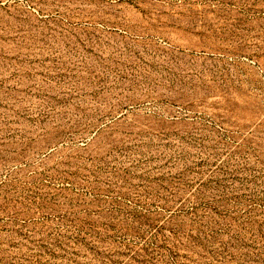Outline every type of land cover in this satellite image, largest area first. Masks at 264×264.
Masks as SVG:
<instances>
[{"label":"rangeland","instance_id":"rangeland-1","mask_svg":"<svg viewBox=\"0 0 264 264\" xmlns=\"http://www.w3.org/2000/svg\"><path fill=\"white\" fill-rule=\"evenodd\" d=\"M0 264H264V0H0Z\"/></svg>","mask_w":264,"mask_h":264}]
</instances>
